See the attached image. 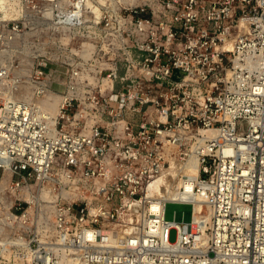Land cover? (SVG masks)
Masks as SVG:
<instances>
[{
	"label": "built area",
	"instance_id": "built-area-1",
	"mask_svg": "<svg viewBox=\"0 0 264 264\" xmlns=\"http://www.w3.org/2000/svg\"><path fill=\"white\" fill-rule=\"evenodd\" d=\"M88 1L12 0L0 21V54L47 45L24 39L38 28L72 47L59 77L42 53L24 81L0 62L11 249L22 264H264V0L108 3L99 17ZM176 181L190 198L160 194ZM167 203L191 204V221H167Z\"/></svg>",
	"mask_w": 264,
	"mask_h": 264
},
{
	"label": "rangeland",
	"instance_id": "rangeland-1",
	"mask_svg": "<svg viewBox=\"0 0 264 264\" xmlns=\"http://www.w3.org/2000/svg\"><path fill=\"white\" fill-rule=\"evenodd\" d=\"M124 0H89L87 2L88 6L92 8V12L96 14L97 17L101 15L102 7L107 5L108 3L117 4ZM148 1V0H135L136 4L139 2ZM123 3V2H122ZM118 5V4H117ZM0 12V20H6L2 16ZM8 20V19H7ZM39 32H35V30H27L28 35L24 36V39H28L29 36L34 37L35 33L41 40H46L47 45H31L17 43L15 45V53H11L9 51L2 52L0 54V62L1 64L10 67L11 71L15 72L18 75V79L24 81L25 78V70L30 68L31 71L35 68V56L37 54H41L44 58H49V68L53 70V75H57L59 77V70H61V64L63 65L62 60H67L64 54H69L71 46L63 45L58 46L54 45L51 40H53L54 36L47 33L45 30L37 29ZM41 30V31H40ZM34 32V33H33ZM32 33V34H31ZM59 36V35H58ZM63 38H68V34L61 35ZM26 37V38H25ZM58 38V37H56ZM44 49V50H43ZM63 55V58L62 56ZM68 61V60H67ZM63 68V67H62ZM15 75V76H16ZM20 93L23 95H29V90L27 87H20ZM3 174V171L0 170V175ZM1 181V178H0ZM193 206L191 204L185 203H167L165 209V219L167 221H175L177 223L186 222L189 223L192 219ZM6 231L0 230V264H22L21 259L17 257L15 252L11 249L10 243L13 241L12 235ZM176 231L171 230L169 234V240L171 242L175 241Z\"/></svg>",
	"mask_w": 264,
	"mask_h": 264
},
{
	"label": "bare ground",
	"instance_id": "bare-ground-1",
	"mask_svg": "<svg viewBox=\"0 0 264 264\" xmlns=\"http://www.w3.org/2000/svg\"><path fill=\"white\" fill-rule=\"evenodd\" d=\"M12 0H0V12L1 14H3L2 16L4 17V19H11L10 17L13 16L12 14V11L14 10L15 8V4L13 2H11ZM52 1V0H50ZM122 2H128L129 4L131 5H135L136 2L135 0H124ZM6 3H9L8 5L10 6H6ZM0 21H3V19H1ZM31 73V69L28 68L25 70V77H28V75H30ZM15 77H18V75H16ZM19 78V77H18ZM58 96L57 95H51L50 96V103L52 106H54L52 108L53 111H55V106H56V103L58 101ZM0 164L2 166H5V169H4V173H3V178L0 182V187H3L4 184H6L8 182V178H9V170H8V167L3 164L1 161H0ZM196 166H197V162L195 159H193L191 161V172L192 174L196 175L197 173V169H196ZM187 191H192V186L191 185H188V189ZM160 194L165 198V199H168V200H181V199H187V198H190V195H187L186 193H183L181 191L178 190V183L177 181L175 182V186L174 187H170V188H166V189H161L160 190ZM156 208V207H154ZM196 209H199V205L197 204L196 205ZM199 217L195 214V219H198Z\"/></svg>",
	"mask_w": 264,
	"mask_h": 264
}]
</instances>
